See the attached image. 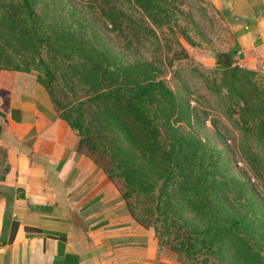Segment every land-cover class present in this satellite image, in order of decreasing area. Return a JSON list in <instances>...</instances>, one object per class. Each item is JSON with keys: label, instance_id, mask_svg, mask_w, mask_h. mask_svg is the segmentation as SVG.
<instances>
[{"label": "trees", "instance_id": "obj_1", "mask_svg": "<svg viewBox=\"0 0 264 264\" xmlns=\"http://www.w3.org/2000/svg\"><path fill=\"white\" fill-rule=\"evenodd\" d=\"M8 1L14 7H6L1 17L4 32L14 36L9 45L15 52L29 56L9 66L8 59L1 60L7 44L0 43V71L38 70L37 81L59 117L76 131L78 150L98 166L91 152L108 158L103 166L108 178L114 184L116 177L123 179L126 190L120 195L132 217L151 227L160 241L159 227L150 224L153 213L162 215L155 220L163 221L168 233L183 220L175 230L179 242L173 248L189 264H216L210 261L214 254L230 264H264V215L258 216L252 199L242 198L240 189H234L235 180L223 174L220 152L194 131L181 130L180 123L190 118L189 105L158 76V69L143 59L128 60L130 35H156L146 18L155 28L167 27L164 1L81 0L79 5L67 0ZM131 11L140 17L130 20ZM113 33L123 38L117 47ZM181 34L193 44L184 31ZM220 69V86L227 90L229 101L240 106L241 121L253 122L257 141L264 145L263 82L254 71L237 65ZM248 85L257 92L256 110L248 107ZM2 131L0 124V135ZM4 153L0 148V155ZM0 166L3 180L8 165L2 157ZM11 191L7 188L4 193L0 186V196L7 200ZM131 196L147 202L140 207L141 216L135 214ZM184 210L199 222H190ZM198 255L203 256L201 261Z\"/></svg>", "mask_w": 264, "mask_h": 264}, {"label": "crops", "instance_id": "obj_2", "mask_svg": "<svg viewBox=\"0 0 264 264\" xmlns=\"http://www.w3.org/2000/svg\"><path fill=\"white\" fill-rule=\"evenodd\" d=\"M246 1L252 14L239 17L226 0L239 21L225 53L264 84V0ZM0 124L8 165L0 186L12 189L11 200L0 196L4 264H181L166 258L154 230L132 217L116 185L78 150L76 131L34 74L0 71Z\"/></svg>", "mask_w": 264, "mask_h": 264}, {"label": "rangeland", "instance_id": "obj_3", "mask_svg": "<svg viewBox=\"0 0 264 264\" xmlns=\"http://www.w3.org/2000/svg\"><path fill=\"white\" fill-rule=\"evenodd\" d=\"M67 1L77 5L81 3V0ZM163 1L161 2L162 6L168 9V14L165 15L167 17L165 19L168 21L167 27L155 28L147 18H144L145 24L155 29L156 35L145 33L139 38L130 35L128 37L130 46L128 60L134 62L143 59L158 69V76L165 81L181 101L189 105L190 118L180 123L181 130L194 131L203 141L220 152L225 163L223 174L235 180L236 188L234 189H240L239 195L242 198L247 196L252 199L256 214L264 215V145L257 141L253 122L248 120V123L244 124L241 121L240 106L232 99L230 102L227 90L220 86L222 70L215 63L216 53L233 51L239 20L228 12L226 0ZM6 7H14V5L10 4L8 0H0V43L7 44L4 49L6 56L1 57V60L8 59L9 66H14L16 63H23L22 60L29 56V53H21L18 52L19 50L15 52V48L9 45L14 42V36L4 32L6 25L1 20V17L7 12ZM95 9L99 13V8L95 7ZM130 14V20L134 18L133 16L140 17V14L135 11H131ZM132 23V21L129 22L131 26ZM97 24L99 25V23ZM183 31L193 44H189L182 36L181 32ZM122 39L114 33L111 35L114 47H117L118 44L121 45ZM181 48L185 50L184 54L180 51ZM32 55L36 57L37 54ZM235 65L237 64L232 62V66ZM26 73L34 74L37 77L39 72L32 68ZM247 88L248 107L256 110L259 105L257 92L252 85H248ZM78 95L83 96V93L79 91ZM60 97L65 104L67 100L64 94H61ZM67 99L69 100L68 96ZM91 153L104 171L103 166H106L108 158L96 152ZM2 170L3 166H0V172ZM114 182L120 193L126 190L122 178L116 177ZM129 201L134 206L135 214L141 216L140 207L147 204L144 198L131 196ZM152 206L153 204L149 205V207ZM157 215V213H153L150 216L152 222L150 224L159 227V237L162 240H158V242L164 255L166 258H174L181 264H189L191 261L186 262L184 255L173 248L179 242L176 231L182 227L183 220H177L178 224H176V228H173L176 231L172 230L168 233L164 230V222L155 220L157 217L162 219L161 214ZM183 215L189 217L192 223L199 222L198 218L187 210L183 211ZM183 231L184 227L181 232L183 233ZM202 258V255H198L199 261ZM183 259L185 262L182 263ZM210 261H214L216 264H230L226 262V258L223 260L218 254L211 255Z\"/></svg>", "mask_w": 264, "mask_h": 264}, {"label": "water", "instance_id": "obj_4", "mask_svg": "<svg viewBox=\"0 0 264 264\" xmlns=\"http://www.w3.org/2000/svg\"><path fill=\"white\" fill-rule=\"evenodd\" d=\"M229 10L239 17H247L252 14V7L246 0H229ZM216 65L224 68L232 66L230 56L225 52L215 54ZM0 264H4V253L0 251Z\"/></svg>", "mask_w": 264, "mask_h": 264}, {"label": "built area", "instance_id": "obj_5", "mask_svg": "<svg viewBox=\"0 0 264 264\" xmlns=\"http://www.w3.org/2000/svg\"><path fill=\"white\" fill-rule=\"evenodd\" d=\"M263 69H264V66H263Z\"/></svg>", "mask_w": 264, "mask_h": 264}]
</instances>
